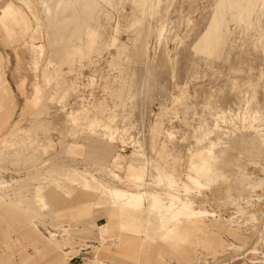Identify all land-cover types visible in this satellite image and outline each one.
Wrapping results in <instances>:
<instances>
[{
  "label": "rangeland",
  "instance_id": "rangeland-1",
  "mask_svg": "<svg viewBox=\"0 0 264 264\" xmlns=\"http://www.w3.org/2000/svg\"><path fill=\"white\" fill-rule=\"evenodd\" d=\"M234 1L225 0L227 6L217 19L220 32L211 33L207 41L216 0H160L162 11L158 9L155 17L148 16L141 25L129 29L119 28L118 19L125 25V18L139 16L145 7L143 0L135 4L131 0H97L102 15L94 16L99 17V28L88 22V15L95 12L82 0H29L32 10L24 2L19 4L29 22L25 36L18 40L19 29L13 27L11 37L4 34L0 38V64L6 72V77L0 72V264H264L262 134L254 136L250 126L244 128L239 122L230 128L225 124L220 130L226 133L222 139L228 140H221L225 153L219 151L222 146L213 150L218 161H212L214 166L211 163L212 170L202 178L199 189L188 181L199 172L198 154L204 155L192 131L205 119L215 122L219 112L225 117L230 114V105L217 100L212 105L207 99L208 103H201L199 112L187 119L184 108L191 97H198L199 89L212 88L216 81L220 83L224 77L230 80L240 72L247 79L240 103L245 105L243 111L252 113L264 103V22L262 27L259 24L264 17H251L253 21L246 18L244 25L240 24L238 9L230 6ZM87 9L90 14H86ZM147 23L151 24L147 32L149 54L141 58L149 59L151 69L157 72V83L151 85L153 93L140 105L133 103V83L140 69L135 70L130 56H126L130 50L123 44L140 28L143 31ZM102 24L106 25L103 29ZM162 28L167 32L165 52L170 62L161 66L157 40ZM90 33L107 43L104 48H88ZM123 48H128V54ZM240 49L244 53L242 63L234 64ZM209 58L213 61L204 62ZM34 86H39V93L34 92ZM186 94L189 104L173 102ZM81 104L94 105L84 126L62 118ZM139 106L146 112L144 124L131 131L137 123L133 122L138 112L134 108ZM54 109H63L55 115L61 120L53 119ZM240 111H236L238 115ZM97 119L106 122L108 129L103 131L102 125L95 128ZM112 123L120 126L109 139ZM34 126H40L43 133ZM32 128L38 137L27 135V131H34H29ZM10 135L15 147L5 150L2 142ZM31 136L35 142L28 139ZM46 137L49 145L45 144ZM139 140L144 143L142 147L137 144ZM36 141L41 143L36 145ZM96 157L107 159L108 165L95 164ZM191 158L196 162L191 160L190 167ZM186 184L190 187L187 195L183 189ZM110 187L153 193L161 197L164 213L169 209L163 201L170 194H182L193 207L177 221L168 222L148 199L134 206H122L110 199L105 190ZM36 195L44 199L45 206L39 205L41 200L35 199Z\"/></svg>",
  "mask_w": 264,
  "mask_h": 264
},
{
  "label": "bare ground",
  "instance_id": "bare-ground-1",
  "mask_svg": "<svg viewBox=\"0 0 264 264\" xmlns=\"http://www.w3.org/2000/svg\"><path fill=\"white\" fill-rule=\"evenodd\" d=\"M16 1H19V3H21V2H24V4L23 5H26V6H28L29 8H30V6L31 5H29V0H16ZM82 1H84L83 3L85 4V6L86 7H91V10L93 11V12H95L94 14H92L91 16L90 15H88L89 17H90V19L88 20V22H90V21H92V23L93 24H95L97 27L99 26V24H101L100 23V21H98V19L97 18H99L98 16H94V15H96L98 12H99V5L97 4L98 2H97V0H82ZM102 1V0H101ZM105 1V0H104ZM121 1V0H120ZM132 1V3H136V2H138L139 0H131ZM144 2L143 3H145L144 5H145V7H143L142 6V10L140 11V15L138 16V15H132V16H130L129 18H125L126 20H125V22H126V24L125 25H123L122 24V22H121V19H120V17H119V19H118V27L120 28V27H122V26H126V28L127 29H129V28H134V27H136V26H138V24L139 25H141V23H143V21L146 19V18H148V16H150V17H155L156 16V14H157V12L160 10V11H162L161 9H162V6L159 8V3H161L160 2V0H143ZM107 2H108V0H107ZM141 2V1H140ZM173 2V1H172ZM171 2V0H170V3H172ZM152 3L154 4V6H152ZM88 5V6H87ZM141 5V4H140ZM164 5V4H163ZM98 6V7H97ZM100 6H101V4H100ZM227 5H226V3H225V0H216V5H215V7H213L212 8V12H211V14H212V18H211V24H210V26H209V29H208V31H207V33H206V35H205V40L207 41V39H208V37L210 36V34L211 33H215V31H219L220 30V28H221V23L220 22H218V16H220V14H221V12H223V9H224V7H226ZM230 6H231V8H234V9H238V14H239V18H238V20L240 21V24H241V22L242 21H244V20H246L247 21V19L246 18H248V20L249 19H251V17L253 18V19H255V18H257L258 17V19H259V17H264V0H235L234 2H231V4H230ZM33 8V7H32ZM102 9H103V7H101ZM31 9V8H30ZM29 9V10H30ZM89 9V8H88ZM88 9L86 10L87 12H88ZM159 9V10H158ZM32 10V9H31ZM76 10V9H75ZM258 10V11H257ZM75 12H77V11H75ZM91 12V11H90ZM102 12H103V10H102ZM15 14H16V10H15V8H14V6H13V4H11V3H8L7 4V6H6V8H4L3 10H1L0 11V25L1 24H4L5 23V21L6 20H9L10 18H12V17H14L15 16ZM23 14V13H22ZM86 14H90L89 12L88 13H86ZM35 15H36V13H35ZM98 15H99V13H98ZM101 15H102V13H101ZM101 15H99V16H101ZM105 16V15H104ZM107 16V15H106ZM254 16H255V18H254ZM23 17H24V15H23ZM89 17H86V18H89ZM109 17H110V14H109ZM109 17H108V20H109ZM159 17H160V15H159ZM215 17V18H214ZM105 18V17H104ZM253 19H251L252 21H253ZM264 19V18H263ZM100 20H101V18H100ZM103 20V19H102ZM101 20V21H102ZM260 20V19H259ZM259 20H257L258 22H260ZM262 20V19H261ZM104 21V20H103ZM110 21V20H109ZM245 21V22H246ZM255 21V20H254ZM256 21V22H257ZM105 22H107V19H106V21H104L103 23L105 24ZM147 22H148V19H147ZM263 22L264 21H262L261 23H259L260 25L261 24H263ZM86 23V22H85ZM91 23V24H92ZM151 23V22H150ZM163 23H166V22H163ZM253 23V22H252ZM251 23V24H252ZM24 24L26 25L27 23H26V20L24 21ZM167 24V23H166ZM250 24V25H251ZM77 25V24H76ZM75 25V26H76ZM87 25H88V23H87ZM103 25V24H102ZM151 24H149L148 25V23H147V26L145 27L144 25H142L141 27H145V29H143V31H141L142 29L140 28V30H139V33H137L136 34V36L134 37V38H129L128 39V41L125 43V44H123V45H125L126 47H128L129 48V50H130V52H129V50H128V48L126 49H124L125 50V52L124 53H126V54H128V52H129V54L128 55H126L127 57L128 56H130V57H128V59L130 60V58H131V62L134 64L133 66L135 67V70L136 69H140V70H143L144 72L146 71L147 73L142 77L141 76V74L143 73V71H141L140 72V70L139 71H137L136 73L138 74H140L139 76H141L140 78H139V76L138 75H135L134 73L135 72H133V74H134V76L136 77V76H138L135 80H134V78L135 77H132V79L134 80V81H136L135 83H133V86L135 87V96H133V94H130V95H132L133 96V98H134V100H133V103H135L134 101H136V103L137 104H142V102H144V99L147 97V96H149V95H151L152 93H153V90H152V84L155 82V85H156V81L157 80H155L156 79V75H157V72H155L154 70H152L151 69V67H150V65H149V59H147V57H145L144 59H142L141 57L144 55H146L147 56V54H149V36H148V34H147V32L149 31V27H151L150 26ZM237 25V24H236ZM242 25H244L243 24V22H242ZM241 25V26H242ZM247 25V24H246ZM260 25H259V27H260ZM40 26V25H39ZM94 26V25H93ZM93 26L91 27L92 29H94L93 28ZM104 26H106V25H103V27L101 28V29H103L104 28ZM108 26V25H107ZM161 26H162V24H161ZM161 26H160V28H161ZM167 26H168V24H167ZM252 26V25H251ZM251 26H250V28H251ZM264 26V25H263ZM38 27V26H37ZM79 27V26H78ZM95 27V26H94ZM99 27H101V26H99ZM98 27V28H99ZM236 27V26H235ZM261 27H262V25H261ZM260 27V28H261ZM80 28V27H79ZM90 28V29H91ZM107 29L109 28V27H106ZM159 28V29H160ZM166 28V27H165ZM164 28V29H165ZM237 29H238V26L236 27ZM235 28V29H236ZM264 28V27H263ZM100 29V30H101ZM111 29H112V27H111ZM110 29V30H111ZM115 29H116V27H115ZM163 28H162V32H160V34H159V39L157 40L158 41V47H160V49H161V52H162V56L159 58V61H160V65L162 66V65H164V64H166V63H169L170 62V58H169V56H168V52H165L166 51V48H167V46H166V42H165V40L167 39L166 37V34H167V32L166 33H164V30ZM167 29V28H166ZM87 30H89L88 28H87ZM132 30V29H131ZM152 30V29H151ZM239 30H240V27H239ZM239 30H238V34H239ZM38 31V30H37ZM91 31V30H90ZM89 31V32H90ZM93 31H95V30H93ZM141 31V32H140ZM236 31V33H237V30H235ZM247 31V30H246ZM263 31H264V29H263ZM88 32V31H87ZM108 32H109V29H108ZM216 32V33H217ZM220 32V31H219ZM37 33V32H36ZM97 33V32H96ZM96 33H90L91 35L89 36V38L87 37V42L86 43H88L87 45H88V48H97V46H99L100 48H104V46H103V44L105 43H102V41H103V39H100V37H98V35L96 34ZM109 33H111V31L109 32ZM130 33V32H129ZM150 33V32H149ZM88 35H89V33H87ZM131 34V33H130ZM242 34V33H241ZM234 35H235V33H234ZM233 35V36H234ZM237 35V34H236ZM101 36V35H100ZM243 36V35H242ZM133 37V36H132ZM246 37V36H245ZM242 38V37H241ZM234 39V38H233ZM261 39V38H260ZM104 41H106L105 39H104ZM258 41H259V39H258ZM260 42V41H259ZM105 44H107V43H105ZM104 44V45H105ZM256 44H258V42L256 43ZM260 44V43H259ZM97 49H99V48H97ZM122 49V48H121ZM40 50H42V49H40ZM100 50H104V49H100ZM123 50V51H124ZM126 50H128V51H126ZM237 50V49H236ZM121 51V50H120ZM71 52V51H70ZM82 52H84V51H82ZM101 52V51H100ZM203 52V51H202ZM57 53V52H56ZM56 53H55V55H56ZM120 53V52H119ZM147 53V54H146ZM237 53H238V51H237ZM235 54V53H233V54H235V56L232 54V52H231V54L234 56V59L232 60V62H234V64L236 63V64H238V63H242V60H243V52H242V50L240 49V53L239 54ZM53 55V54H52ZM204 56V55H203ZM201 58H202V55H201ZM205 58H206V56H205ZM180 59V58H179ZM207 59V58H206ZM129 60L127 61V62H129ZM209 60L211 61V59L209 58L208 59V61L207 60H204V62L206 61L207 63L209 62ZM213 61V60H212ZM211 61V62H212ZM53 62H54V59H53V61L51 60V62L48 64L49 66H51L52 64H53ZM210 62V63H211ZM158 65V64H157ZM242 65V64H241ZM159 66V65H158ZM234 66V65H233ZM239 67V66H238ZM237 66H236V68H238ZM58 68V67H57ZM142 68H144V69H146V70H144V69H142ZM60 69V68H59ZM134 69V68H133ZM134 70V71H135ZM237 73H238V71H237ZM53 76V75H52ZM55 76V75H54ZM224 77V76H223ZM129 79V78H128ZM132 79H130L131 80V82H132ZM244 79H246L244 76H243V74L242 73H240L239 72V75L238 76H236L235 74L233 75V76H230V80L228 79V77H227V79H226V77H224V80H222V82H220V83H218L217 81H216V83H217V85H214V86H212V88L209 86L208 88H202V89H199L200 90V92H199V95H198V97H195V98H193L192 99V97H191V103L189 104L188 102H186L189 98H190V96L188 95V94H186L182 99H175L174 98V100H173V102H175L176 104H178V105H183L185 102H186V104L188 103L189 105H185L186 106V108H184L185 109V116H186V118L187 119H189V116L190 117H192L193 116V114H196V113H198L199 112V109H200V106H202L203 105V102L205 101V103L207 102L206 100L208 99V101H209V99H210V101L211 102H209V103H213V101H214V103H216L217 101L219 102V103H221L222 105H230V107H228L229 108V110L228 111H230V112H228V113H230L229 114V117H225V113H218L217 115L218 116H215V117H217V119L215 120V122H213V123H211V122H208L206 119H205V122H203V123H201V125H199L198 127H195V130L194 131H192V133L194 132V133H196V135H195V138H198V144H197V148H199V147H202V150H204V155H202L201 156V152L198 154V155H200V156H198V158H197V155H195V157L197 158L196 160H199L198 162H199V172H197L196 173V176H194V177H192V176H189L188 177V181H190V182H192V184H194L198 189L200 188V186H201V181H202V178L203 177H205V175L207 174V173H209V172H211V170H210V168H212V166H214V163H212V161L214 162L215 160V163L218 161V159H217V157H216V155H214V154H216V153H214V149L215 148H217V150H219V149H221V148H219V147H221L222 146V149L223 150H219L220 152L221 151H223L224 152V149H226V148H224L225 147V145H224V143L222 144V141L221 140H223L222 138H225V135H226V133L225 132H223L222 133V131L220 132V130H222V129H224V127H225V124H227V126L230 128V126L231 127H234V126H237V124H238V122L239 123H241L243 126H244V128H246V126H250V128L249 129H251L252 130V133H253V135L255 136V135H260V133L262 134V138L261 139H264V125H261L262 124V122H264V103H263V105H258V107L252 112V113H248V112H246V111H243L244 110V107H245V105H242V104H240L241 103V100L243 99V96H244V94H245V92H246V90H244V88H245V85H246V83H245V80ZM247 80V79H246ZM133 81V82H134ZM128 83H130L129 81H128ZM131 84V83H130ZM249 84V83H248ZM154 85V86H155ZM126 86H128V85H126ZM132 86V87H133ZM39 87V86H38ZM38 87L37 86H34V92L36 93V92H38ZM132 87H129L130 89L132 88ZM251 87V86H250ZM129 88H127V90L129 89ZM154 88V87H153ZM41 89V88H40ZM126 89V88H125ZM248 89V88H247ZM69 90H70V88H69ZM133 89H131V91H132ZM67 92H68V90H66ZM124 92H126L125 90H123ZM129 91V90H128ZM39 93V92H38ZM66 93V92H65ZM64 93V94H65ZM123 93V92H122ZM132 93V92H131ZM126 94H128V93H126ZM43 95V94H42ZM67 95V94H66ZM62 96V95H61ZM131 96V97H132ZM246 96V95H245ZM40 97V96H39ZM130 97V98H131ZM61 98V97H60ZM65 98V97H64ZM63 98V99H64ZM68 98V97H67ZM132 98V99H133ZM150 98H151V96H150ZM41 99V98H40ZM47 99V98H46ZM45 99V100H46ZM59 99V98H58ZM128 99V98H127ZM57 100V99H56ZM65 100H66V98H65ZM64 100V101H65ZM215 100H217L216 102H215ZM189 101V100H188ZM124 102V101H123ZM126 102V101H125ZM128 102V101H127ZM59 103V102H58ZM63 103V102H62ZM202 103V105H200ZM208 103V102H207ZM213 103V104H214ZM236 103H238V104H236ZM144 104V103H143ZM211 104H209V105H211ZM212 104V105H213ZM245 104V103H244ZM207 105V104H206ZM240 105V106H239ZM127 106H129V105H127ZM205 106V105H204ZM57 108V106H54V108ZM62 107V106H61ZM124 107V106H123ZM203 107V106H202ZM202 107H201V109H202ZM238 107V108H237ZM60 108V107H59ZM119 108V107H118ZM121 108V107H120ZM124 108H126V107H124ZM138 108V109H137ZM221 108V107H220ZM227 108V109H228ZM52 109H53V107H52ZM64 109V108H63ZM63 109H57V110H55L54 109V115H52L53 116V119H54V117H55V115H56V113H59V112H61ZM94 109V105H91V104H89V105H85V104H81V105H77L75 108H73L69 113H64V116L62 117V118H64V119H68V120H70L69 118H71V123L72 124H77V126L79 125V126H84V124L87 122L86 120H85V117H88L89 115H90V113L92 112V110ZM127 109V108H126ZM242 109V111H240ZM129 110H130V108H129ZM134 110H138V112H136V111H134V112H136L135 113V116H136V118H137V120L136 121H133V122H137V123H135V124H133L132 125V128L130 129L131 131H133V130H135L138 126H140V125H142L143 126V124H144V120H145V117H146V112H145V109L143 108V107H141V106H139V107H136V109L134 108ZM223 110H225V109H223ZM218 111V110H217ZM236 111H240V113H239V115H238V112H236ZM50 112H52V111H50ZM64 112V111H63ZM126 112V111H125ZM222 112V111H221ZM234 115H233V114ZM52 114V113H51ZM130 114H132L131 112H130ZM129 114V115H130ZM227 114V113H226ZM59 114H57V116H58ZM133 115V114H132ZM131 115V116H132ZM214 116H213V118H214ZM117 117V116H116ZM123 117H124V115H123ZM126 117V116H125ZM194 117V116H193ZM56 118H58L59 119V116L58 117H55V119ZM60 118H61V116H60ZM61 118V119H62ZM135 118V119H136ZM184 118V117H183ZM185 118V119H186ZM213 118H212V120H213ZM61 119H59V120H61ZM116 119V118H115ZM129 119V118H128ZM199 119V118H198ZM201 119V118H200ZM58 120V121H59ZM116 120H119V119H116ZM133 120V119H132ZM56 120H54V123L56 124V122H55ZM112 121H113V118H112ZM237 121V122H236ZM254 122L252 125L250 124L251 122ZM51 122V121H50ZM59 122H62V121H59ZM114 122V121H113ZM115 122H117V123H119L118 121H115ZM129 122H131V120L129 121ZM53 123V124H54ZM189 123V122H188ZM187 123V124H188ZM199 123V122H198ZM54 124V125H55ZM113 124V126L112 127H109V134H108V138L109 139H112V137L116 134V132H117V128L120 126V124H116V126H114V123H112ZM57 125V124H56ZM96 126H95V128L96 127H98L99 125H102V126H104V128L102 127V129H103V131H104V129L105 128H107V127H105V126H108V125H106V122L104 123V122H102L100 119H97L96 120V124H95ZM193 125V124H192ZM92 126H93V124H92ZM92 126H91V128H92ZM36 126H34V129L36 130L37 128H39V127H37V128H35ZM43 127L45 128V126L43 125ZM42 127V128H43ZM57 127V126H56ZM71 126H69V128H70ZM227 127V128H228ZM65 127L63 126V129H64ZM73 128H75V127H73ZM73 128H72V132H73ZM243 128V127H242ZM243 128V129H244ZM33 128H32V130H29V131H33L34 130ZM66 129H68V126H67V128ZM108 129V128H107ZM119 129V128H118ZM209 129V131H207ZM248 129V130H249ZM35 130L33 131V132H31V134L29 133L28 134V131H27V135L29 136V135H33L34 134V136H37L38 137V131L37 132H35ZM37 130H39L40 131V133H43V131L44 130H41L40 128L39 129H37ZM46 130V129H45ZM78 130H80V129H78ZM88 130H90V129H88ZM88 130L86 131L87 133H88ZM99 130V129H98ZM97 130V131H98ZM247 130V131H248ZM24 131H26V130H24ZM42 131V132H41ZM56 131H57V129H56ZM60 131V130H59ZM85 131V130H84ZM95 131V130H94ZM93 131V132H94ZM101 131V130H100ZM100 131H98V132H100ZM103 131H101V132H103ZM106 132H107V130H105ZM207 131V132H206ZM247 131H246V133H247ZM35 132V133H34ZM61 132V131H60ZM65 132H68V131H65ZM71 132V133H72ZM130 132V131H129ZM251 132V131H250ZM36 133H38L37 135H35ZM84 134V133H83ZM95 134V133H94ZM101 134V133H100ZM210 134V135H209ZM228 135L230 134V133H227ZM245 134V133H244ZM25 135V134H24ZM104 135V134H103ZM102 135V136H103ZM105 135H106V133H105ZM105 135H104V137H105ZM123 135V134H122ZM251 135V134H250ZM34 136H33V138H34ZM80 136V135H79ZM101 136V135H100ZM101 136V137H102ZM192 134L190 135V139H192ZM198 136V137H197ZM257 136V137H258ZM26 137V136H25ZM30 137V136H29ZM49 137V136H48ZM230 137V136H229ZM251 137H252V135H251ZM251 137H250V139H251ZM50 138V137H49ZM195 138H193V140L195 139ZM235 138V137H234ZM248 138V137H247ZM253 138V137H252ZM23 139V142H24V137L22 138ZM28 139H31L32 140V136H31V138H28ZM35 139V138H34ZM34 139L32 140V142L34 141ZM39 139V138H38ZM46 139H47V137H46ZM45 139V140H46ZM73 139H75V137L73 138ZM126 140H127V138H125ZM260 138L259 139H257V140H261ZM26 140V139H25ZM41 140V139H40ZM48 140V139H47ZM46 140V141H47ZM102 140V139H101ZM234 140V139H233ZM249 140V139H248ZM41 141H43V140H41ZM46 141H43V142H46ZM51 141V140H50ZM139 141H141V140H139ZM223 141H228L227 140V138H226V140H223ZM252 141V140H251ZM26 142H28L29 143V140L27 141L26 140ZM35 142V141H34ZM37 142V144L36 145H38L39 143H41V142H39L38 143V141H36ZM48 142H49V140L45 143V144H47V145H49L48 144ZM14 143H15V141L12 139V136L10 135V136H8L3 142H2V146H3V148L6 150H8V148H13V147H15L14 146ZM50 143V142H49ZM204 143V144H203ZM232 144H233V142H231ZM234 143H235V141H234ZM260 143V145L263 143H261V142H259ZM21 144H22V142H21ZM24 144V143H23ZM30 144H31V142H30ZM137 144L138 145H140L141 147L144 145V143L141 141V143L140 142H137ZM242 144V143H241ZM248 144V143H247ZM264 144V143H263ZM262 144V146H264ZM26 145V144H25ZM43 145H44V143H43ZM259 145V146H260ZM17 146V148H20V147H18V145H16ZM40 146V145H39ZM51 146V145H50ZM230 146V145H229ZM228 146V147H229ZM261 146V147H262ZM25 147V146H24ZM41 147H42V145H41ZM44 147V146H43ZM189 147H190V145H189ZM226 147H227V145H226ZM247 147V146H246ZM250 147V146H249ZM40 148V147H39ZM38 148V149H39ZM188 148V147H187ZM191 148H193V147H191ZM197 148H196V150H197ZM219 148V149H218ZM232 148V147H231ZM231 148H229V149H231ZM240 148H241V146H240ZM42 149V148H41ZM47 149H50V148H47ZM47 149H43V150H46V151H44V153L45 152H48V150ZM228 149V148H227ZM11 149H9V153H12L11 151H10ZM26 150V149H25ZM40 150V149H39ZM216 149H215V151H217ZM17 151V150H16ZM42 151V150H41ZM40 151V152H41ZM219 151L217 152V153H219ZM14 152H15V149H14ZM137 152V151H136ZM223 152H221V155L223 154ZM263 152V151H262ZM225 153V152H224ZM230 153V152H229ZM250 153H251V151H250ZM42 154H43V151H42ZM46 154V153H45ZM196 154V153H195ZM10 155V154H9ZM219 155V154H218ZM229 156V155H228ZM231 156V155H230ZM90 157H93V156H90ZM191 157V156H190ZM194 158V157H193ZM219 158V157H218ZM225 158V157H224ZM249 158V157H248ZM232 159V158H231ZM191 160H192V163H194V162H196V160L194 159H190V167H191ZM225 160V159H224ZM223 160V161H224ZM93 161V160H92ZM220 161H222V160H220ZM223 161H222V163H223ZM240 162V161H239ZM251 162V161H250ZM97 163V165H108V160L107 159H103V158H100V157H96V162H95V164ZM213 165H212V164ZM232 163V162H231ZM189 164V163H188ZM197 164V163H196ZM220 164V163H219ZM194 165V164H193ZM193 165H192V168H193ZM212 165V166H211ZM217 165V164H216ZM234 165V164H233ZM195 166V165H194ZM219 166V165H218ZM221 166V165H220ZM101 167H103V166H101ZM196 167H198V166H196ZM228 167V166H227ZM215 168V167H214ZM75 169V168H74ZM107 169V168H106ZM195 170H197V169H195ZM213 170H215V169H213ZM216 170H218V169H216ZM63 171V170H62ZM109 171L112 173V174H114L110 169H109ZM65 172V171H64ZM63 172V173H64ZM71 172V171H70ZM223 172V171H222ZM68 173V172H67ZM73 173V172H72ZM109 173V172H108ZM110 173V174H111ZM215 173V172H214ZM217 173V172H216ZM65 174H66V172H65ZM218 174V173H217ZM216 174V175H217ZM164 175L165 176H169L168 175V172H164ZM211 175H212V173H211ZM73 177V176H72ZM76 177V176H75ZM213 177V176H212ZM215 178H217V177H215ZM68 179V178H67ZM213 179H214V177H213ZM219 179V178H218ZM171 182V181H170ZM170 182H169V185H170V187H173V184L171 183L170 184ZM207 182V181H206ZM100 183V182H99ZM101 185V184H100ZM103 185V184H102ZM105 185V184H104ZM137 186H139V188L140 187H144V185H137ZM175 186V185H174ZM103 187V186H102ZM105 187V186H104ZM108 187V186H107ZM111 188V187H110ZM171 189V188H170ZM183 189H184V193L187 195V193L190 191V187H189V185L188 184H186L184 187H183ZM105 190L107 191V194H110V199L112 198V200H117V202H119L120 203V205H122V206H134V205H137V204H140V203H143L144 202V199H148L149 201H150V205H151V207L152 208H155V209H159V216L162 218V219H165V221H168V222H175V221H177V218H178V216H181L182 214H185V213H187V212H189L190 211V208L191 207H193V206H191V202H190V200H188V199H182L181 197V195L182 194H179L178 193V195L177 194H170L169 196H167V198H165L164 199V201L163 202H165L166 203V207H167V209H169V210H167V213H164V212H162V206L160 205V201H161V197H159V196H154V194L153 193H147V191L145 192V191H143V193H137V192H134V191H125V190H121V189H118V188H116V187H114V188H111V189H107V188H105ZM185 194L183 195V196H185ZM35 197V199H40L41 200V204H39V205H41V206H45L46 205V202L44 201V199L42 198V197H40V195H36V196H34ZM40 206V207H41ZM248 210V209H247ZM257 210V209H256ZM200 214H195V216H199ZM182 240H184V238H181Z\"/></svg>",
  "mask_w": 264,
  "mask_h": 264
},
{
  "label": "crops",
  "instance_id": "crops-1",
  "mask_svg": "<svg viewBox=\"0 0 264 264\" xmlns=\"http://www.w3.org/2000/svg\"><path fill=\"white\" fill-rule=\"evenodd\" d=\"M16 1V0H15ZM13 0H10V1H7L5 2L3 5H1L0 3V11L3 10L4 8H6L7 4L8 3H11L13 4V6L16 8V14L14 17L10 18L9 20H6L4 24H1L0 25V38L1 36H3L4 34H8L9 37H11L12 35V30H13V27L15 28H18L19 29V39L18 40H22L23 37L25 36L26 34V30L29 28V22L26 20V25L24 24V17H23V12H21L19 8V2H15ZM18 9V10H17ZM28 27V28H26ZM26 29V30H25ZM2 40V39H1ZM19 42V41H18ZM2 52L0 51V59H1V56H2ZM0 72H3L4 73V76L6 77V72L5 71H2V68H1V64H0Z\"/></svg>",
  "mask_w": 264,
  "mask_h": 264
}]
</instances>
